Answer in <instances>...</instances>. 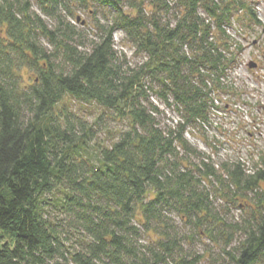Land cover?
I'll use <instances>...</instances> for the list:
<instances>
[{
    "label": "trees",
    "instance_id": "16d2710c",
    "mask_svg": "<svg viewBox=\"0 0 264 264\" xmlns=\"http://www.w3.org/2000/svg\"><path fill=\"white\" fill-rule=\"evenodd\" d=\"M255 2L0 0V264H264V148L216 165L184 135L232 88ZM92 5L103 23L68 20Z\"/></svg>",
    "mask_w": 264,
    "mask_h": 264
},
{
    "label": "rangeland",
    "instance_id": "374dc122",
    "mask_svg": "<svg viewBox=\"0 0 264 264\" xmlns=\"http://www.w3.org/2000/svg\"><path fill=\"white\" fill-rule=\"evenodd\" d=\"M32 7L40 12L34 2ZM255 9L260 20V25L255 30L258 28L259 31L254 33L246 30V38L237 37L242 41L244 48L237 66L227 76L232 88L227 93L220 94L217 101L215 100L219 108L212 110L209 124L198 125L197 128L189 126L184 133L190 144L210 155L216 165L222 161L235 159L250 167L259 151L264 148V0H256ZM104 10L106 8L93 5L88 8L76 7L74 16L79 17L78 21L70 18L68 20L79 29L83 25L88 26L95 17L103 23L101 12ZM239 30V26L229 28L233 36H239ZM93 32L91 30V33ZM91 33H87L88 37L92 36ZM122 36L119 31L113 34L116 50L124 52L132 62L139 60L133 56L134 50L131 47L121 45ZM251 62H255L256 66L249 67ZM153 101L164 110L167 124L172 125L179 120L176 112L165 108L158 97H154ZM65 103L85 121L92 122L96 119L99 137L114 135L120 126L117 121L107 117V112L102 114V108L95 103H82L73 97H67ZM237 213L235 210V214ZM203 243L207 244V241L204 240ZM216 248H212L213 257L218 253ZM198 250L200 252V247ZM207 257L211 258V255H206L200 264H209Z\"/></svg>",
    "mask_w": 264,
    "mask_h": 264
},
{
    "label": "water",
    "instance_id": "95a60500",
    "mask_svg": "<svg viewBox=\"0 0 264 264\" xmlns=\"http://www.w3.org/2000/svg\"><path fill=\"white\" fill-rule=\"evenodd\" d=\"M255 64H249V67H252V66H254Z\"/></svg>",
    "mask_w": 264,
    "mask_h": 264
}]
</instances>
